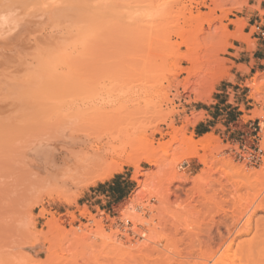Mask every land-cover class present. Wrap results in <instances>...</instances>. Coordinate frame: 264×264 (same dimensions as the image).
I'll return each instance as SVG.
<instances>
[{
	"label": "rangeland",
	"instance_id": "374dc122",
	"mask_svg": "<svg viewBox=\"0 0 264 264\" xmlns=\"http://www.w3.org/2000/svg\"><path fill=\"white\" fill-rule=\"evenodd\" d=\"M103 1L105 6L102 2L98 3L99 0H95L94 7L92 4V42L90 45L92 58L80 59L76 54L71 57L73 60L77 59L70 62L71 64L77 63L75 66L78 68L74 67V69L76 72L77 69L80 72L76 73L74 70L75 73L72 74L71 66L73 65L68 66L69 64L63 62L66 59H63L62 53L60 54L62 62H59L56 67L54 64L52 70L48 69L47 65H43L44 63L41 66L37 65L39 70L36 66V71L31 68L34 67L32 65L38 63L35 62L29 67V61L32 62L31 55L37 54L33 51L34 48L42 47V43L40 47L36 42L41 38V33L46 37L54 36L53 41L51 40L53 46H56L57 39L61 43L60 36L56 37L61 33L53 29L56 31L54 35L53 31H50V27L42 26L39 29L36 28V31L30 29L27 40L22 45L28 50L29 46L26 45L32 44L30 45L32 50L27 51L21 45V47H16L17 51L20 48L18 52L14 48V51L10 50L11 52H7L6 55L10 56L9 54L14 52V56L11 55L17 57L19 52L27 53L25 56L29 55L28 59L25 57L26 61L24 62L21 59L23 64L20 65L25 66L26 69L28 65L30 69L25 72L31 71L32 73L34 71L35 74H38L37 77L40 76V73L48 74L42 71L53 72L52 75L55 74L54 72H57L58 75L60 73L58 78L61 77L62 80H59L61 81H58L59 83L57 75L53 78L50 74V80L57 79V86L51 84L50 82L53 81L49 82L46 75L42 78V82L47 79L45 81L46 84L48 82L46 90L47 88L49 90L52 88L63 89L64 85L62 86L60 83L72 85L71 79L66 78L67 76L64 77L67 74L66 71L73 80L79 79V81L76 80L79 88L75 85L70 86L75 91L74 97L75 95L77 97L73 98L72 95L68 99V101L72 100V104L69 102L70 107L66 109L74 112L76 109L84 108L83 111L81 110L82 114L78 116L82 115L84 119L85 117L87 119L82 120L83 122L80 123H85L80 126L85 129V132L89 130L91 139L94 137L110 138L112 145L118 148L119 152L123 151L122 159L115 157L109 163L115 160L122 162L129 155L140 158L147 155L151 156L154 161L140 160L139 169L142 176L136 173L135 166L126 164L122 171H118L119 173H115L104 181L96 180L95 182V180L87 179L90 182L85 180L84 185L71 188L66 192H61L62 190L59 191L57 187L51 186L39 175H30L22 182L12 181L14 177L8 170L11 169V172H14L15 169L12 170V167L15 168L13 166L15 162L13 161L20 160L19 163H16L17 166L21 161L24 164L20 150L17 148L29 137L28 107L33 102L32 99L38 100L37 97L41 92L38 90L37 95L32 90L29 91L35 83L33 81L30 89L23 86L24 89L21 88L18 81L21 85H26L23 80L30 78L24 76V79L22 75L14 74L15 69L19 66L18 63L21 62L16 61V58L14 61L13 59L10 61L6 57L9 62L4 63L3 68L1 67L3 64L0 66V75L4 74L3 78L10 75L7 76L8 80L6 78L3 80L0 76V80H2V83L0 81V85H2L0 91L1 89L6 90L5 93L2 91L4 95L6 93L9 95L7 100H9L8 98L10 100L5 105L4 103L0 104V109L4 110H0V121L4 118L0 122V151L3 149L1 153H5L4 156L0 154L3 157L0 156V183L3 184V180L8 178L9 174L12 178L9 175L8 179L11 180V183L9 180H5L4 187L2 184L0 185L1 189L5 188V192L2 193L4 190L0 191V208L3 205L2 209H6V213L0 215V219H2L0 223L4 221L3 227L0 225V264H94L97 260L95 262L94 259L92 260V247L89 246H92L95 239L92 236V231L97 229L95 222H102L106 228L111 226L116 230L117 226L123 225L122 218L125 214L123 212L129 210L130 204L134 200L138 202H134V209L132 206L130 207V210L132 208L131 212L136 210L138 205L147 204L149 199L152 200L151 204L155 209L152 213L147 214L145 220L153 223H170V225L168 230H163L159 234H151V237L155 241L167 238L169 245L174 246L171 239L176 241L177 238L173 234V232L175 233L173 222L180 212L179 206L173 204L175 201L173 196L171 197L172 204H160L152 198L151 192L155 187H167L169 182L173 181L170 177L172 175H170L172 171L170 169L173 167L171 165L175 163L177 164L174 165L177 173L188 177V183L183 185L185 189H191L193 183L194 186L195 183L200 185L197 179L200 175H204L205 177H202L205 179L207 177L211 179L210 181L204 180L206 184L207 181L211 183L218 177L224 185L223 191L226 189L225 192L221 190V197L218 196L220 203L217 207L211 203L208 211L204 213L202 211L205 210L199 208L203 216L199 215V211L189 214L187 220L192 224L190 226L192 232L211 230L215 234L216 228L211 221L216 219L224 235H228L226 232L231 231L230 236H233L237 232L236 230L240 229L244 232L248 229L244 221L249 214L256 211L253 216V224L264 219L263 210L253 211L252 209V206L256 204L254 200L256 202L259 199L264 200L262 198L264 196V161L261 164L250 165L247 164V161L240 159L238 155L242 150L241 146L244 145L247 146V153H252L254 144L257 142L264 148V126H262L260 135L257 136L258 118L264 117V40L257 35L255 27V24L260 21L264 27V0ZM92 3H94L93 0ZM238 21L241 22L240 29L235 25ZM28 40L35 44L33 45ZM58 46L60 47V45ZM15 52H17L16 56ZM58 53L53 54L58 57L51 56L49 59L53 57L56 61H60ZM12 56L11 58H13ZM20 56L24 57V54H19ZM47 58L45 59L48 63ZM0 60L4 62L6 59L0 57ZM12 61L18 64L16 68H14L15 65L13 66L14 69ZM42 68L44 69L40 70ZM20 69L21 66L17 69L18 73L24 72V68ZM64 70H66L65 73ZM15 75L17 83L16 80L13 81ZM18 75L22 76V81ZM84 80H87L88 83L82 84ZM41 84L38 86L39 88ZM18 85L22 91L17 88ZM132 87L138 88L139 101L144 111L140 118L138 115L136 119L134 118L135 120L129 119V121L128 117L123 114L124 112L121 114L117 112V114L108 115L109 117L100 123L98 117L89 114V111L92 113L91 108H109L114 101L123 99L128 89ZM39 88H34V91ZM40 89L44 93L45 90H42L44 87ZM202 92H206V95L200 99L199 95ZM3 93H0V97L4 96ZM30 93L33 96L35 93L37 97L33 98L32 94L29 95ZM16 95L24 96L27 101L29 100L28 102L32 100L24 106L28 111L22 107L25 100L22 103V99ZM42 97L44 98L43 95ZM15 98L18 99L16 109H18V105H21V111H17L15 106L13 108L10 106L11 110L10 107H6L12 103L15 104L17 101ZM2 100L0 103L5 101ZM13 100L14 102H11ZM40 101L33 102L32 105L43 102ZM5 108L9 109L6 111ZM13 110H16L13 115L18 117V122H16L17 118L14 121L11 114ZM18 112H21V115H27V117H20ZM24 112L26 113L24 114ZM10 115L12 118L8 117ZM92 119L99 121L98 123L94 121L98 125L96 124L93 129ZM20 120L22 123L19 124ZM19 128L22 131L18 133L17 129ZM255 128H257L256 132H254ZM189 138L193 143L200 144L198 146L199 156L204 155L201 149L207 145L206 141L213 140L207 152L206 166L196 157H182L178 161ZM11 147H16L19 151L14 150L15 155H6V152L12 151L9 149ZM263 148L262 150H264ZM11 154L14 153L11 152ZM12 156L16 157L13 161ZM83 157H78L77 160H84ZM8 162L9 164H7ZM208 165L211 167L210 173H203L208 171ZM3 170L5 171L2 173ZM6 170L9 172L8 174ZM241 171L242 175L250 171H258L262 174L244 178L240 174ZM211 176H214L213 179ZM174 181L171 183L172 186L181 185L179 181V183L177 180ZM7 182H9L8 186L13 182L12 186L6 188ZM210 185L208 184L207 188ZM209 191H211L210 196L214 197L213 190ZM182 197L184 198V194ZM16 198L18 202L15 207L11 209L6 207L10 200ZM252 201L253 205L250 208ZM247 207L250 209L247 210ZM245 209L246 211L250 210L251 213H245ZM242 215L243 218L245 217L244 220H242ZM197 218L201 219V222L197 223ZM225 225L229 228H226ZM262 225L260 228L264 227ZM255 231L256 228H252L253 235ZM180 232L184 233V230L180 228ZM249 235L245 236L246 239H251ZM84 239L87 241L83 242ZM98 254L99 252L96 256ZM152 261L155 262V260ZM152 261H145V264H167L159 261L153 263ZM195 262L197 261L192 263Z\"/></svg>",
	"mask_w": 264,
	"mask_h": 264
},
{
	"label": "bare ground",
	"instance_id": "6f19581e",
	"mask_svg": "<svg viewBox=\"0 0 264 264\" xmlns=\"http://www.w3.org/2000/svg\"><path fill=\"white\" fill-rule=\"evenodd\" d=\"M96 1H98V0H96ZM93 2L94 3H92V0H0V57H2L3 59L4 58L6 59L4 62H1V60H0V66L3 64L1 66L3 68L4 63L9 62L6 57H8L10 59V61L12 59L14 61L15 58H16V61L19 60V62H21V63H18L19 66H21L20 70H22V68H24V70H23L24 72L21 71L20 72L21 74L18 73L19 70H17V69H19V66H18V68H16L18 64L17 63L15 64L12 61L11 62V64H13L12 68L14 65H15L14 68H16L15 69L16 72L14 71V74H19V75H22L23 78L25 76V78L27 77L30 79L27 80L24 78L25 80H23V82L25 81L24 84H26V85H23V84L21 85V83H19V81H18V84L21 86V88L24 87V88L30 89L31 84L33 82H35L34 85L31 86L32 89H30L29 91L32 90L33 92H35L37 94V92L39 90V92L42 93V94L39 93L41 95V97H40V95L38 96L40 99L36 96L35 93H34V96L37 97L38 100L43 101V102L40 101L41 103H38V104L34 103V105H32L33 102H38V100L37 101L35 100L36 98H34L32 93L29 94V95L32 94V96L34 98V99H32L33 102H31L32 100H30L31 103L28 102L29 100L27 101L26 100L27 98H24V96H22L24 98L23 99L22 97H20V95H16V96H19L18 97L19 99L20 98L22 99V101L20 100L22 103H23V100H25L24 101L25 103H23V106H22L23 108H24L25 104L27 105V102L30 103V105H29L30 107H28L29 111L26 109L29 112V114H28L29 115V117H28L29 121H27V123L28 124L30 123V124L27 127L29 129L28 140L23 142L22 145H20V147L17 148L20 150V151L19 150L18 151L20 152V154L22 156V158L21 157L20 158L24 160L23 161L24 164H22V161H21L20 164H18L19 166H17L16 163L17 162L19 163L20 160L15 159L16 157L12 156L13 157L12 161L14 159L16 160V161H13L15 163L12 162L13 166H15V168L12 167L13 168L12 170L15 169L16 171L14 170V172L13 171L11 172V169L8 170V171H10V173H12L11 175L14 177V179H13L12 176L9 174L12 178V181L15 180V182H22L23 180H25L30 175H39L40 177H42L43 179L48 181V183L51 186L57 187L59 191L62 190L61 192H63V191L66 192V191L70 190L71 188L80 187V185H82L83 182L87 179L95 180V182H96V180L104 181V180L108 179L109 177H112L118 171H122L123 166L126 164L135 166L137 168L136 173H138L140 176H142L143 174H141L140 169H139L140 160L145 159L148 162L154 161L151 156H147V155H145L141 158L137 157L135 155H129L122 162H120V161L116 162V160H115V161H112L109 163V161L115 159V157H117V159H119V158L122 159L123 154H124L123 151L119 152V149L112 145L110 138L105 139L104 137H101V138L100 137H94L91 139V136H89L90 132L88 133L89 130L86 131L87 132L86 133L85 129H83L80 126V124H82L80 122L82 120L85 121L87 119V117H85V119H84V116L82 117V115H81V117L78 116V115L82 114L81 110L83 111L84 108L81 110L76 109L74 112L67 110L70 107L68 105L69 102L72 104V100L70 99L71 101L70 100L68 101V99L71 98V96L75 93V91H73L72 87H73V85H75V87H78L79 79L76 78V80L78 79V81L73 80L72 78H70L71 76L68 75V71L64 70L63 71L64 73H65V71L67 72V74H65L64 77L67 76L66 78H68L69 80L71 79L70 82H72L71 83L72 85H69V83H66V84L60 83L62 86L64 85V87H66V88H64V87H62L63 89L52 88L50 90H49V88H47V90H46L45 88L48 87L47 86L48 82L46 84L45 81L49 78L48 81L50 82L52 80L53 82H50V83L56 84V86H57L58 83L61 82L59 80H62V79H60L61 77L58 78L60 73L58 75V74H56L57 72H54L55 74L52 75L53 72L49 73L48 71H42V72L48 73V74H45L47 79L45 78L46 80L44 81L45 82L44 83V82H42V78H44L45 75L40 73V76L42 75V77L39 76L41 78L40 79L39 77H37L38 74H35V72H34V71H36L37 67L41 66V64H43V63H44L43 65H47L48 69H50V70L54 69L53 68L54 64L56 67V65H58L59 62L60 63L62 62L61 60H62V55H63V59H66L63 62L67 65L69 64L68 66L73 65V66H71L73 68V71L72 70L71 71L73 72L72 74H74L76 72V69H74V67H77V66H75L77 63L71 64V62L73 60V58L71 59V57H74V54H76V56L80 59H82V58L87 59L90 57L92 58V49L90 46L91 42H92V12H93L92 11V4L94 7L95 6V0H93ZM101 2L105 6V3L103 0H101V1L99 0L98 3H101ZM100 6H102V5H100ZM102 8H104V7H102ZM102 17H104V16L102 15ZM235 25L237 26L238 29H240L241 22L238 21L235 23ZM42 26L50 27L51 28L50 31H53V29L58 30L59 32L58 31L57 32L61 33V35H57L56 37L58 38V36H60L61 43H60L59 39H57V41L54 40V41H56L55 42L56 46H53L52 45L53 43L51 42V40L54 38V36L52 37L50 35V37H46V36H44L45 34L44 35L42 33H41V35L38 34V35H40L41 38L38 37L39 40H37V41L35 40V41L37 43H39L40 47H41V43H42V47H41L42 49L38 48L37 47L38 45H35L37 47L38 51L36 48H34L33 51L37 54L36 55L33 54L35 56L31 55L32 57L30 56L31 57L30 59H32L31 60L32 62L27 60V61H29V63H28L30 65L29 67H31V65L34 64L35 62L38 64L32 65V67L33 66L34 67L31 69H33V70L35 69L34 71H32V73H31V71L25 72V70H29L30 68L27 65V69H26L25 66L22 67V65H20V64H23V62L26 61L25 59H28L29 55L25 56L27 53L22 51L24 54V57L23 56L19 57V54L23 55L22 53L19 52V54L17 55V57H18L17 58V57H13L14 52L11 53L13 56L11 54H9L10 56H7L6 53L9 52L10 50L14 51L13 50L14 48L21 47L22 44H25V42L27 40V36H28L29 32L31 31L30 29H33L34 31H36V28L39 29ZM50 28H48V29H50ZM45 31H43V32H45ZM54 32H56V31L54 30L53 33ZM39 33H40V31H39ZM48 33H49V30H48ZM46 35L48 36L49 34H46ZM54 35H55V33H54ZM35 38H37V37H35ZM28 41L30 43H33L30 40H28ZM34 44L35 43H33V45ZM30 45H32V44H28L26 46H29V49H30ZM58 45H60V47ZM22 47H23V45H22ZM24 49H26V48H24ZM29 49L28 50L26 49V50L29 51ZM35 49H36V51H35ZM19 50H20V48L18 49V51ZM30 50H32V49H30ZM16 51H17V48H16ZM17 52H15V56H16ZM31 53H32V51H31ZM57 53L59 54L60 61H56L55 58H53L54 56L58 57V55H53V54H57ZM61 53H62V55L60 58ZM11 56L13 58H11ZM47 56H49V57L47 58ZM51 56H53V57L51 59H49ZM76 56H75V58H77ZM25 57H27V58H25ZM45 58L48 59V63H47ZM68 58H69V61H67ZM21 59L23 60V62ZM75 60H77V59H75ZM75 60H73V61H75ZM42 61H45V62H42ZM25 63L27 64V62H25ZM78 64H79V62H78ZM61 65H59V66H61ZM43 69L44 68H42L40 70H43ZM62 69H63V67H62ZM38 70H39V67H38ZM67 70H69V68H67ZM74 70H75V72H74ZM84 70H86V69H84ZM57 71H60V70H57ZM1 72L3 73V71H1ZM78 72H80V71H78V69H77L76 73H78ZM22 73H24L28 76L30 74L31 75L28 77L26 75H23ZM3 75L1 74L0 76L3 78ZM9 75H6V77H5L7 80H8L7 76H9ZM55 75H57L56 77L58 80L57 79L56 80H57V82L59 81L58 83L56 82L55 79H53L54 78L53 76H55ZM34 76H35V78H33L34 79L33 80L32 77H34ZM50 76L53 77L51 80H50V78H51ZM21 77H20V79H21L20 81H22ZM79 77H81V76L79 75ZM5 78H3V80ZM13 78L14 77L12 76V79ZM16 79H17V77L15 75V79H13V81H15ZM30 80H31V82H30ZM36 80H37V82H36ZM87 80H84L86 82L83 81L82 84L88 83ZM0 81L2 83V80H0ZM40 81L42 82L43 85L44 84L45 85L43 86ZM16 83H17V80H16ZM35 84H36V86H35ZM40 84H41L40 88L44 87V89H42L43 91L45 90L44 93L38 87ZM76 84H77V86H76ZM19 85L17 86V88L20 89ZM1 86L2 85H0V87ZM70 86H72V87H70ZM90 86H92V85H90ZM36 87L39 89H37V91L36 90L34 91V88L36 89ZM68 88H70L71 90ZM86 89H87V87H86ZM2 90L4 91V89H1L0 93L1 92L3 93ZM5 92H6V90L4 91V93ZM78 92H80V91H78ZM4 93L2 95H4ZM24 93L27 94L26 92H24ZM205 93L206 92L200 93V95H199L200 99H203L205 97L204 96V95H206ZM42 95L44 96V98L42 97ZM77 95H79V94H77ZM25 96L27 97V95H25ZM7 97H9V95L7 93L4 96L0 97V100L5 98V99H3L5 101L2 100L3 102L0 103L1 105L3 103L5 105L6 102H9L10 98H8L9 100H7ZM75 97H77V96L75 95ZM75 97L73 95V98H75ZM16 100L17 101H15V104L12 103L13 105L10 104L6 107L11 106L13 108V106H15V109H16L17 108L16 105L18 104L17 103L18 99H16ZM20 101H19V103H20ZM11 102H14V100ZM111 104L112 105L109 108L108 107L107 108L102 107L103 109L91 108L92 113L89 111V114H94V116L98 117V120L101 123V121H104V119H106V117L108 118L111 114H117V112H119L120 114L122 112H124L123 114H125L128 117V118L127 117L126 118L129 120V119H134V118L136 119V117L138 115L140 118V115L142 114V111H143V109L141 108V103L139 101L138 88L136 89L134 87L128 89V91H127V93L123 99H119L118 101H114ZM11 107H10V110H11ZM92 107H93V105H92ZM89 108L90 107H88V109ZM8 109H6V111ZM70 109H72V108H70ZM16 110L21 111V105H18V109H16ZM16 110H13V112H11V114L13 115V113H15ZM24 110H25V108H24ZM1 111H0V113H1ZM18 113L20 114L21 112H18ZM22 113H23V110H22ZM25 113L26 112H24V114ZM21 114H20V117L24 116ZM7 115H9V114H7ZM12 115H10L8 117L12 118ZM15 115L17 116V113ZM142 116H143V114H142ZM1 117H2V115H1ZM24 117H27V115H25ZM13 118H14V121L17 118L16 122H18V117H15L13 115ZM3 120H4V118H2V120L0 122H2ZM11 120H13V119H11ZM21 120H20L19 124L22 123ZM26 120L27 119L25 118V121ZM98 120L92 119V129L99 122ZM94 121L97 123H95ZM21 131H22V129H20V128L17 129L18 133ZM212 142H213V140H209V141L207 140L206 141L207 145L203 146V148L201 149L204 152V155L199 156L198 155V151H199L198 146L200 144L199 143H193L191 138L187 139V143L184 145L185 148L183 150V153H182L181 157L178 159V161L182 157H186V158L196 157L206 166L207 162H208L207 152L209 151V146L212 145ZM16 147L9 148L10 151L12 149L11 152L14 154H11V152L10 153L6 152V155L7 154L8 155L9 154L15 155V152H13V151L16 150V152H18ZM262 148H263V146L261 147V149ZM2 151H3V149L0 151V154L4 156L5 153L4 152L1 153ZM81 156H84L82 159H84V158L85 159L81 160V161L77 160V158L81 157ZM216 160H217V158H216ZM1 161H2V159H1ZM1 164H3V163H1ZM7 164H9V162ZM21 164H22V166H24L23 168H22V166L20 167ZM175 164L171 165L173 167L170 169V170H172L170 172V175L172 174L173 176L171 175L170 177H172L171 180H173V181L174 180H177V182L179 181L181 183V185L172 186L173 185V184H171L173 182L172 181V182H169L167 187H160L159 186V188H158V186H157L151 192L152 198L154 200H156L158 203H160V204H170L171 203L172 204L171 197L173 196L175 198V201L173 202V204H178V206H179L180 212L178 213V217H176L175 221L173 222V224L175 226V228H174L175 233L173 232V234H175L174 236L177 238L176 241L171 239V242L174 244V246L169 245L167 238H163L162 240L155 241L151 237V234H159V232H161V231L163 232V230H168L169 225H170V223H161V222L153 223L152 221L147 222L145 220L147 214L152 213L155 209V207L151 204L152 200L149 199L147 204L138 205V208L136 210H133V212H131L132 208L130 210V207L132 206L134 209V207H135L134 202H138V201L134 200V201H132V204H130L131 205L129 207L130 211L127 210L129 212H127V211L123 212V213H125V214H123L124 217L122 218L123 219V221H122L123 225L117 226L116 230H114L113 227H111V226L109 228H106L102 222H98V223L95 222L97 229L95 231H92V236L95 239L92 242V246L91 245L89 246L90 248L92 247V256H93L92 260L94 259V262L97 260L96 263H94V264H97V263L98 264H145V261L147 262L148 260L149 261L155 260V262L152 261L153 263H156V261H159V262H164L167 264H193L192 262H194V261H197L194 264H264V227L260 228V226L264 223V219L260 222H258V221H257V223L255 222L254 223L255 225L253 224V222H254L253 216H254V213L256 212L255 210L260 209V210H263L262 212H264V200L262 199L263 200L262 201L259 199L258 204H257L258 201L256 202L254 200V202L256 203L255 205H253V201H252V203L249 206L251 208V206L253 205L252 209L255 212L252 214H249V213H251L250 210L246 211V209L248 210L249 207H247L245 209V213L249 212V213H247V214H249L248 216L246 214L247 218L245 219L246 221H244L245 223L243 222L246 226H248V227L245 226L246 228H248L247 230H245L246 232L243 230L244 228L242 227L243 228L242 230L244 232L240 231V229H239V231L235 229L237 232H235L233 234V236H230L231 231L228 233L226 232V234L229 235V237H227L228 235H226V236L224 235V233L221 231L219 222L214 218H213L214 221H211V223H214L213 226H215V228H216L215 234L211 230H209V231H204V230L200 231L199 230L197 232H192L190 230V226H192V224H190L189 221L187 220L189 214H191L193 211H195V212L199 211L200 212L199 208H201L202 210H205V211H202L204 213V212L208 211L209 205L211 203H214V205L217 207L218 204L220 203V201L218 200V196L221 197L220 192L222 193V191L224 189L223 188L224 185L222 184V182L220 181V179L218 177L215 178V180H214L212 178L214 176H211V178L214 180V182L212 180V182L209 183V181L211 180L210 178L207 177L205 179L202 177L204 175H200V177L197 178L199 180L198 182L200 185L195 183L196 185L194 186V183H193L194 188H196L197 190L196 189L194 190V188H192L193 186H191V189H185L184 186L186 185V183H188V177L185 176L184 174L179 175L176 171V166H174ZM3 165H5V164H3ZM18 167H20V168H18ZM208 167H209V165H208ZM208 167H207L208 171L206 170L203 173H206V172L210 173L209 170L211 167H209V168ZM8 168H9V166H8ZM0 171H1V169H0ZM4 171L5 170H3L2 173ZM8 171L6 172L7 174L9 173ZM211 173H212V171H211ZM242 173L243 172L241 171L240 174L242 175ZM257 174H262V173H259L258 171H255V172L250 171L248 173L243 174L242 176L244 178H251L252 176H256ZM9 175H8V178H10ZM6 178L5 179H4V177L1 178V182H2V179H4L3 184H4L5 180L6 181L9 180L8 178L7 179ZM204 180H209V181H207V184H206L204 182ZM87 181H89V180H87ZM9 182L11 183V180H9ZM9 182H7L5 184V186L7 185L6 188H8L9 186L10 187L12 186L13 182L11 185L8 186ZM174 182H176V181H174ZM1 184L2 183H0V185ZM3 184H2V187H4ZM84 184H85V182H84ZM208 184L209 185L213 184V185H210L211 187L213 186L212 189L210 186H209L210 189H209V187L207 188ZM17 185H14V186H17ZM2 190H4V191H2ZM208 190H213L212 193H214L213 194L214 197L210 196L209 193L211 191L208 192ZM225 190L223 192H225ZM0 191H2V193L5 192V188L4 189L0 188ZM182 194H184V198L182 197ZM226 194H227V192H226ZM230 194L232 195V193H230ZM262 198H264V196H262ZM17 202H18L17 198L10 200L6 207L11 209L12 207H15L17 205ZM2 206L0 208V215H1V213H4L6 211L5 208L2 209ZM204 207H206L207 210ZM199 215H202L201 212L199 213ZM243 215L245 216V214H243ZM243 215H242V218H243ZM244 218L242 220H244ZM198 219L199 218H197V223L201 222L200 221L201 219H199V220ZM0 220L2 221V219H0ZM235 220H237V219H235ZM242 220H240V221L242 222ZM223 221L225 223V220H223ZM236 222H239V221H236ZM261 222H263V223H261ZM3 223H4V221L0 223L1 227H3V225H4ZM232 223H233V221H232ZM225 224L227 225V223H225ZM259 224H261V225H259ZM226 225H225V227L229 228ZM146 226H148V227H146ZM228 226H230V225H228ZM231 226H232V224H231ZM235 226L237 227L238 225H235ZM254 226H256V227H254ZM180 228L182 230H184V233L180 232ZM252 228H256L254 235L252 233ZM248 235H249V237H251V239H246L248 237ZM245 236H247V237H245ZM241 238H243V239H241ZM86 241H87L86 239L83 240V242H86ZM95 251L99 252L98 256H96V254L98 252L95 253Z\"/></svg>",
	"mask_w": 264,
	"mask_h": 264
},
{
	"label": "built area",
	"instance_id": "2783aa9c",
	"mask_svg": "<svg viewBox=\"0 0 264 264\" xmlns=\"http://www.w3.org/2000/svg\"><path fill=\"white\" fill-rule=\"evenodd\" d=\"M257 35H259L264 40V27L262 25V22L255 24ZM255 123V122H254ZM253 125V124H252ZM262 126H264V117L258 118V132L257 136L260 135L262 132ZM257 131V128L254 129V132ZM241 152L238 154L240 159L247 161V164L250 165H257L263 163L264 159V151L261 149L260 143L257 142L254 144V147L252 149V153H247V146H241Z\"/></svg>",
	"mask_w": 264,
	"mask_h": 264
},
{
	"label": "crops",
	"instance_id": "0c3cea01",
	"mask_svg": "<svg viewBox=\"0 0 264 264\" xmlns=\"http://www.w3.org/2000/svg\"><path fill=\"white\" fill-rule=\"evenodd\" d=\"M228 112H229V110H228Z\"/></svg>",
	"mask_w": 264,
	"mask_h": 264
}]
</instances>
